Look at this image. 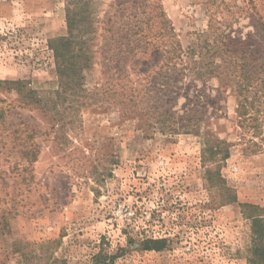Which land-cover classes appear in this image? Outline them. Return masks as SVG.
<instances>
[{
    "label": "rangeland",
    "instance_id": "374dc122",
    "mask_svg": "<svg viewBox=\"0 0 264 264\" xmlns=\"http://www.w3.org/2000/svg\"><path fill=\"white\" fill-rule=\"evenodd\" d=\"M65 1L0 0V208L8 212L0 264H91L99 248L115 255L113 264H249L251 217L264 218V148L255 150L264 142L236 126L228 86L213 91L207 109L214 113L202 130L211 142L195 133H151L145 103L131 112L107 95L78 97L76 123L57 133L41 105L19 106L14 85L4 82L22 80L54 98L49 41L66 34ZM155 1L183 47L212 16L258 54L264 48V0ZM119 2H80L96 38L83 72L89 91L109 82L142 89L157 70L151 51L117 55L111 32L125 7ZM150 239L165 242L145 249Z\"/></svg>",
    "mask_w": 264,
    "mask_h": 264
},
{
    "label": "trees",
    "instance_id": "16d2710c",
    "mask_svg": "<svg viewBox=\"0 0 264 264\" xmlns=\"http://www.w3.org/2000/svg\"><path fill=\"white\" fill-rule=\"evenodd\" d=\"M81 1H65L66 34L49 41L57 76L54 98H44L36 90L27 89L22 80L4 82L14 85L18 95L16 100L21 108L31 104L41 105L51 113L48 123L57 133L76 123L74 117L78 112V97L103 100L107 95L108 99L118 98L117 103L131 112L139 111L141 103H145L144 118L151 133H195L201 136L203 142H211L212 138L202 130L214 113L212 110L209 115L207 109L212 106L213 91L228 86L236 101V126L243 130L252 129V134L259 135V142H264V48L258 54L253 44L246 42L247 39H234V32L227 31V26L222 28L212 16L206 30L197 34L195 42L183 47L157 1L132 0L128 4V0H124L118 3L125 7L121 8L122 13L114 21L119 25L111 32L119 37L120 42L115 46L117 55L120 59H127L129 55L138 53L144 56L151 51V67L157 70L151 80L148 75L142 89L116 84L117 89L109 82L103 87L95 85L89 91L84 87L83 72L90 66L96 38L91 28L93 21L82 9L87 1H83V5ZM259 34L263 35L264 42V27ZM158 41L160 44H156ZM137 65V61L131 64L133 73L138 71ZM179 98L183 102L175 108ZM24 99L30 102L26 103ZM221 144L226 143L221 141ZM255 147V150L264 148V143ZM215 148L223 151L222 157L227 158V150L219 146ZM7 214L0 208V232L6 229ZM251 219L252 242L248 262L264 264V218L256 215ZM164 242L163 239H150L145 240L143 245L145 249L159 250ZM114 258L115 255L99 248L90 261L91 264H113ZM57 262L56 259L55 264Z\"/></svg>",
    "mask_w": 264,
    "mask_h": 264
}]
</instances>
